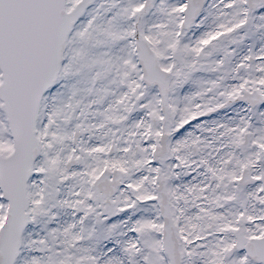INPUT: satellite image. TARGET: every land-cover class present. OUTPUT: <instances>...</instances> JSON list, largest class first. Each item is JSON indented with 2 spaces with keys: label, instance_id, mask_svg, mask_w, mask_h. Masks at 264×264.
<instances>
[{
  "label": "snow or ice",
  "instance_id": "snow-or-ice-1",
  "mask_svg": "<svg viewBox=\"0 0 264 264\" xmlns=\"http://www.w3.org/2000/svg\"><path fill=\"white\" fill-rule=\"evenodd\" d=\"M0 264H264V0H0Z\"/></svg>",
  "mask_w": 264,
  "mask_h": 264
}]
</instances>
